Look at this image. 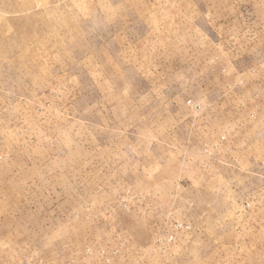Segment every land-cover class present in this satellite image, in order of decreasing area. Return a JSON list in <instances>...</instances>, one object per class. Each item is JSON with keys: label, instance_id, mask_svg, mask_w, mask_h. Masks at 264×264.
Instances as JSON below:
<instances>
[{"label": "rangeland", "instance_id": "obj_1", "mask_svg": "<svg viewBox=\"0 0 264 264\" xmlns=\"http://www.w3.org/2000/svg\"><path fill=\"white\" fill-rule=\"evenodd\" d=\"M0 264H264V0H0Z\"/></svg>", "mask_w": 264, "mask_h": 264}]
</instances>
